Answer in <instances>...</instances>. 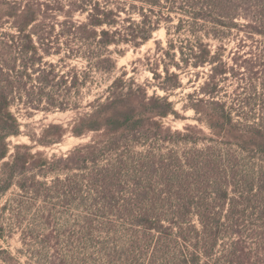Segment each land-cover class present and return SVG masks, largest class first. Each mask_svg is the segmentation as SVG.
I'll use <instances>...</instances> for the list:
<instances>
[{
  "label": "trees",
  "instance_id": "obj_1",
  "mask_svg": "<svg viewBox=\"0 0 264 264\" xmlns=\"http://www.w3.org/2000/svg\"><path fill=\"white\" fill-rule=\"evenodd\" d=\"M76 12L85 15L83 21L74 19ZM171 14L185 18L178 19L174 33L186 29L195 37L185 46V40L179 41L182 64L172 65L177 70L209 66L198 92L188 95L192 103L183 107L191 108L197 121L210 130L213 138H207L205 149H195L204 143L198 140L201 131L196 127L187 126L182 133L164 125L165 118L178 115L169 96L181 84L178 74L171 73L175 81L158 86L164 96H148L141 86L127 90L124 82L115 85L114 81L103 104L90 105L92 111L69 131L76 137L89 132L101 135L66 156L48 157L26 144L15 145L8 156L6 139L21 135L20 123L11 112L16 96L19 102L28 100L26 109L39 111L42 101L50 109L57 108L59 103L49 97V90L60 92L54 94L57 101L63 98L57 69L65 59L83 60L84 74L110 72L116 66L106 54L110 46L138 48L162 22L171 21ZM58 16L63 17L61 22ZM121 22L128 26L120 27ZM209 24L212 34L204 36L222 38L234 29L264 36V0H0V161L8 159L1 164L0 196L16 184L26 197L45 198L37 217L39 226L53 229L45 237L53 241L47 264H264L263 173L254 181L240 176L236 182L242 155L248 163L264 161V102L258 99L251 105L232 100L228 106L219 101L222 75L227 71L239 75L240 65L234 70L200 43L197 33ZM174 47L170 40L167 51L153 64L154 76L158 62L164 63V74L170 76V64L163 58ZM62 52L68 55L58 65L45 61ZM251 63L246 66L250 73L264 68V62ZM28 71L39 74L36 85L23 82L31 76ZM250 119L257 122L246 124ZM46 132L49 140L37 144L51 146L67 130L51 125ZM157 142L165 152L150 147ZM179 145L192 149L179 154ZM216 146L226 152L216 156ZM137 147L148 149L130 159L125 179L126 165L114 162L110 155ZM47 178L49 184L40 180ZM250 206L255 211H248ZM110 219L120 220L125 227L106 228ZM57 223L66 230L59 232ZM5 228L0 222V239ZM61 240L66 244L61 245Z\"/></svg>",
  "mask_w": 264,
  "mask_h": 264
},
{
  "label": "rangeland",
  "instance_id": "obj_2",
  "mask_svg": "<svg viewBox=\"0 0 264 264\" xmlns=\"http://www.w3.org/2000/svg\"><path fill=\"white\" fill-rule=\"evenodd\" d=\"M103 1V0H99ZM114 1V0H113ZM165 12V11H164ZM138 20V15H134ZM125 15L121 13V18ZM85 15H80L76 12L74 19L83 21ZM170 22H162L160 27L152 33L150 40L140 45L138 48H132L128 45L110 46L106 53L115 60L116 66L110 72L101 71H89L85 72V62L80 58L72 57L65 59L64 62L58 66L57 71L62 77L60 80L61 86L64 89L63 98L57 101V96L60 92L49 90L52 100L58 102L59 105H55L57 108L50 109L46 101L40 103V110L26 109L24 103L28 101L22 98V102H19L18 96L13 99L11 105V112L15 115L18 122L20 123V133L18 137L10 136L6 139V143L9 148V153H13L15 145L26 144L34 146V152L39 151L45 153L48 157L55 155L56 157L66 156L70 151L79 145L87 144L91 139L96 138L101 133L89 132L84 137H76L69 133L74 127L79 118H82L85 113L92 111L91 106H99L103 104L106 97L110 95L109 87L115 81V85H118L119 81L124 82L128 90L136 89V86L146 88L148 96L156 94L158 96H164V92L159 89V84L162 82L173 83L175 80L171 78V73L178 74L180 80V88L173 90L170 93L169 101L174 102L177 112V117L169 116L165 118V127L170 128L171 132H184V128L187 126L196 127L201 131L198 134V140L202 139L204 143L199 142L195 149H205L207 138H211L210 130L206 126L200 124L197 121V116L191 108L184 109V106H188L192 103V100L188 98V95H192L194 92H198L199 86L207 78L209 74V66L204 68H183L177 70L173 62H178L180 65L181 56L178 47L181 45L180 40H185L183 46L186 45V41L192 44L194 43L195 37L189 35L188 31H181V34L175 32V26L178 24V19H185L180 15L171 14ZM58 21L63 20L62 16H58ZM239 24H243V20H239ZM127 27V23L120 24V27ZM207 26V25H206ZM212 26L209 24L207 28L203 26L202 31L197 33L200 37V43L206 45L212 54L218 53L222 60L228 64V66L235 68L236 64L240 65L237 69V76L231 71H227L226 74L222 75L219 82L220 93L218 94L219 101L226 102V105L230 106L232 100L243 101L244 103L254 104L258 99L264 102V68L257 67L250 73L249 67L251 62L262 64L264 62V36L258 34H245L240 31L237 32L235 29L230 34L221 36L222 38H214L213 35L204 36L205 32L211 33ZM9 29V28H8ZM6 29L7 32L10 30ZM58 29V27H57ZM216 30H219L218 27ZM169 31L170 35H167ZM212 34V33H211ZM220 35V34H219ZM173 40L174 49L168 51V57H164L165 62L169 65V74L167 77L164 74V63L158 62L156 76L151 70L154 68V63L159 56H162L167 51L169 41ZM34 43L39 46V41L33 38ZM64 42L63 39L59 41ZM120 52V53H118ZM67 52H62L60 55H53L46 57L45 61H50L53 64L58 65V60L65 55ZM76 55V53H74ZM60 64V63H59ZM57 72V73H58ZM235 72V71H234ZM30 77H25L23 82L34 84V80L38 77V73H32L28 71ZM254 74V75H253ZM14 77V74H11ZM249 76L253 77L252 80ZM87 79L86 84H83L84 79ZM14 80H17L14 78ZM252 87H255L253 90ZM202 97V95H200ZM99 100L98 103H93ZM236 101V102H237ZM234 102V103H236ZM91 105V106H90ZM190 106V105H189ZM238 107V105L236 106ZM235 107V108H236ZM98 108V107H97ZM61 109V110H60ZM49 110V111H47ZM245 112H247L245 110ZM256 113V109H255ZM253 111L248 113V116H252ZM246 124L252 125L257 120H248ZM51 125L62 127L67 130L60 139L59 142L52 144L51 146H43L37 144L36 141L45 142L49 140L46 137L50 132H46ZM54 131V130H52ZM193 133L197 134L196 131ZM213 138V137H212ZM98 139H101L98 137ZM206 144V145H205ZM155 151L165 152V146L161 143H151V146ZM168 148L170 146H167ZM147 147H137L134 150H119L113 155L111 154V160L121 161L126 165V172H122L125 175V179L128 176V166L131 165L130 159L138 157L142 152H145ZM192 149V146L179 145L177 150L178 153ZM234 150V149H232ZM215 155H223L226 151L224 147L216 146L214 148ZM138 154V156L136 155ZM244 162H240L238 166L239 175L236 177V182H240V178L245 176L247 182L254 181L257 174L259 175L262 171L264 181V161H252L250 163L246 156L242 155ZM4 159L0 161V170L2 162L7 161ZM105 161L101 162L102 164ZM247 164V166H246ZM241 176V177H240ZM124 178V177H122ZM43 182L45 180L40 179ZM16 182L15 179H13ZM264 185V184H263ZM264 195V194H263ZM34 196L26 197L16 186H13L7 191L5 195L0 196V222H4L6 230H4V238L0 239V264H47L48 257L52 254L48 248L53 246V241H47L45 237L53 231L52 227L47 228L45 225L39 226L37 212L46 205L45 198L39 200H33ZM36 201V202H35ZM48 202V199H47ZM34 203V204H33ZM255 202L250 203L253 205ZM248 211H255L253 206L248 207ZM60 210V209H59ZM67 215V214H66ZM14 217L15 219H12ZM71 218V215H69ZM111 222L107 224L106 228H110L113 231L122 230L124 224L120 220L110 219ZM8 225V226H7ZM10 225V227H9ZM36 227H34V226ZM56 228L59 232H64L66 226L57 223ZM31 236V240L26 236ZM102 239H99V242ZM65 241L61 240V245H65Z\"/></svg>",
  "mask_w": 264,
  "mask_h": 264
}]
</instances>
